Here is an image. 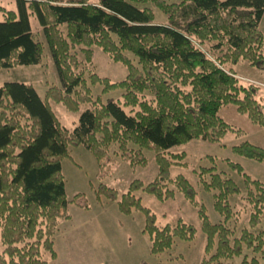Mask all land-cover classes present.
Wrapping results in <instances>:
<instances>
[{"label":"trees","instance_id":"trees-1","mask_svg":"<svg viewBox=\"0 0 264 264\" xmlns=\"http://www.w3.org/2000/svg\"><path fill=\"white\" fill-rule=\"evenodd\" d=\"M15 4V11L5 12L0 22V69L40 63L43 45L32 33L29 18L33 16L61 90L49 89L41 100L24 82H6L0 87V236L4 246L0 264H48L43 253L56 259L53 237L58 222L69 219L68 205L88 208L80 196L66 199L61 161L68 157L70 146L83 145L102 169L111 161L108 149L113 144L124 153L127 145L155 153L158 174L154 182L143 187L133 181L120 197L103 185L97 192L98 198L117 202L122 214L144 213L152 253L169 250L175 240L190 242L196 233L181 221L158 228L155 216L134 196L143 190L164 202L173 198V192L163 185L168 182L198 208L205 252L214 250L203 264H233L238 258L239 264H264V230L252 231L263 214L262 186L246 178V184L260 191L258 195L249 192L253 206L249 228L234 236L225 222L210 223L185 178H170V166L177 162L165 157L168 150L191 140L221 139L230 129L218 116L226 105H234L264 132V109L256 100L257 88L239 83L233 71L239 61L264 70V35L259 29L264 0H98L95 4L89 0H16ZM146 5L160 11L166 23H155ZM75 46L83 48L88 64L93 57L91 48L98 46L113 62L126 66L127 77L119 83L91 76V83L102 84L104 92L121 89L122 106L113 100L91 101L83 75L75 72L78 60L71 54ZM123 53L134 56L140 70ZM145 92L153 97L152 103L140 99ZM47 99L74 112L82 104L91 107L70 131L60 125ZM124 108L138 111L130 115ZM232 151L245 159L264 161V151L248 143ZM210 177L204 187L218 192L214 209L228 221L227 198L239 194V188L219 174Z\"/></svg>","mask_w":264,"mask_h":264},{"label":"rangeland","instance_id":"rangeland-1","mask_svg":"<svg viewBox=\"0 0 264 264\" xmlns=\"http://www.w3.org/2000/svg\"><path fill=\"white\" fill-rule=\"evenodd\" d=\"M16 0H0V22L4 20V13L15 11ZM97 3L98 0H89ZM152 9L154 22L165 24L166 18L160 11ZM142 6H139L141 8ZM30 26L36 40L43 45V54L38 65L18 66L12 69H0V87L6 82H24L33 87L41 100H45L49 89L61 90L55 66L41 34V29L33 16L29 18ZM264 35V16L259 25ZM81 46L71 50L78 60L77 74H82L84 83L89 89L91 101L98 100L101 104L108 100L123 105V91L114 89L104 92L100 83L92 84L91 76L96 75L106 79L110 84L119 83L127 77V68L122 63L113 62L110 55L104 53L98 46H93V57L90 64L86 63ZM130 63L140 70L137 59L128 53H123ZM233 71L239 83L251 84L257 88L256 100L264 109V70L250 67L245 61H239L233 66ZM186 90V89H185ZM141 100L153 102L148 92L141 94ZM56 119L62 127L72 131L78 124L81 113L91 107L82 104L77 111H70L62 103L51 99L46 100ZM126 114L134 115L138 108H124ZM218 116L230 127L226 134L216 142L205 140H191L186 144L174 147L165 153L170 161L177 162L169 169L170 178L174 180L182 176L194 191V199L198 206H202L211 224L224 223L234 236H240L243 229L249 228V219L253 206L248 200L249 192L258 195V191L249 182L257 181L264 192V161L257 162L242 158L233 153L232 148L243 143L264 151L263 128L250 122L247 116L239 114L234 105H226L219 110ZM126 153L113 144L108 149L110 163L100 168L92 153L83 145L68 148V157L61 161V174L64 180L65 195L68 201L76 196L86 202L88 208L82 209L73 203L67 207L68 220H60L53 237L55 250L59 255L56 263L51 261L48 253H43V260L48 264H203L207 262L211 253L205 252L206 236L202 231L198 217V208L178 192L174 185L163 183L173 192V198L164 202L145 193L143 190L134 193L140 198L142 207L148 209L155 216V225L163 228L166 225L176 226L178 221L191 225L196 230L194 239L190 242L175 240L169 250L159 254L151 251V240L145 231L146 219L141 211H133L129 215L118 210L117 202L110 201L106 196L97 197L99 186L103 185L114 190L120 197L128 191L133 181H140L143 187L155 181L158 166L155 153L148 149H139L134 145H127ZM173 156L178 158L173 160ZM238 166L241 170L233 168ZM216 173L222 178L232 180L239 188V194L227 198V205L231 210L228 221L214 209L217 191H207L204 184L211 182V174ZM252 195V196H253ZM226 204V203H225ZM263 214L257 228L252 231L264 230ZM4 246L0 236V255ZM240 258L233 264H239Z\"/></svg>","mask_w":264,"mask_h":264},{"label":"crops","instance_id":"crops-1","mask_svg":"<svg viewBox=\"0 0 264 264\" xmlns=\"http://www.w3.org/2000/svg\"><path fill=\"white\" fill-rule=\"evenodd\" d=\"M54 251L56 253V259L54 261H51V262L56 263L59 260V255H58L57 251L55 250V247H54Z\"/></svg>","mask_w":264,"mask_h":264}]
</instances>
